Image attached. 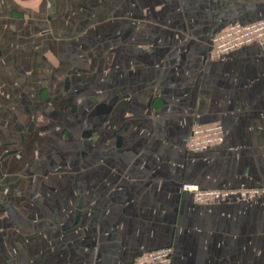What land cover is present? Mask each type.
<instances>
[{
  "label": "crops",
  "instance_id": "1",
  "mask_svg": "<svg viewBox=\"0 0 264 264\" xmlns=\"http://www.w3.org/2000/svg\"><path fill=\"white\" fill-rule=\"evenodd\" d=\"M264 0H0V264H264ZM197 123L225 141L188 148Z\"/></svg>",
  "mask_w": 264,
  "mask_h": 264
},
{
  "label": "built area",
  "instance_id": "2",
  "mask_svg": "<svg viewBox=\"0 0 264 264\" xmlns=\"http://www.w3.org/2000/svg\"><path fill=\"white\" fill-rule=\"evenodd\" d=\"M259 44L264 49V19L253 23L232 22L211 38L209 57L217 59L243 46ZM225 141V128L221 123H197L194 125L188 148L193 152H203ZM182 190L190 193L195 203L253 200L263 192L262 187L246 185L227 188H203L197 183L184 182ZM172 246L146 251L139 256L136 264H170L173 258Z\"/></svg>",
  "mask_w": 264,
  "mask_h": 264
}]
</instances>
